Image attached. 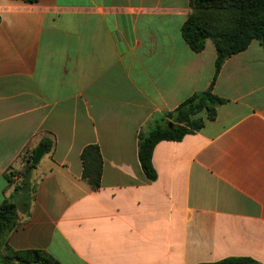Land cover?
Segmentation results:
<instances>
[{"label": "crops", "instance_id": "obj_1", "mask_svg": "<svg viewBox=\"0 0 264 264\" xmlns=\"http://www.w3.org/2000/svg\"><path fill=\"white\" fill-rule=\"evenodd\" d=\"M188 13V0H0V203L22 153L52 143L28 209L15 199L13 249L43 250L59 264H264L257 41L221 66L215 119L155 145L154 181L138 161V134L213 79V45L195 53L181 36ZM87 145L102 158L96 191L82 180Z\"/></svg>", "mask_w": 264, "mask_h": 264}, {"label": "trees", "instance_id": "obj_2", "mask_svg": "<svg viewBox=\"0 0 264 264\" xmlns=\"http://www.w3.org/2000/svg\"><path fill=\"white\" fill-rule=\"evenodd\" d=\"M35 3L38 0H21ZM188 17L181 27V36L189 48L199 53L209 41L216 58L214 76L209 87L194 93L172 112L166 113L167 122L157 125L147 133L138 134V161L149 181L155 180L151 163L153 149L160 141H181L186 135L198 132L205 121H213L216 109L224 99L212 93L214 80L221 66L230 56L245 50L257 41L264 50V0H188ZM204 113L205 120L200 117ZM171 123L172 127L168 128ZM45 153L52 147L51 141L41 140L39 146ZM35 149L28 156L22 153L23 167L19 172L5 174L7 188L11 192L0 203V264H59L43 250H15L6 241V236L18 225V205L15 199L28 209L27 201L34 198L36 166L31 164ZM82 180L90 190L96 191L101 184L102 158L97 145H87L80 153ZM213 264H258L246 257H231Z\"/></svg>", "mask_w": 264, "mask_h": 264}, {"label": "water", "instance_id": "obj_3", "mask_svg": "<svg viewBox=\"0 0 264 264\" xmlns=\"http://www.w3.org/2000/svg\"><path fill=\"white\" fill-rule=\"evenodd\" d=\"M172 127V124L169 123L168 124V128H171ZM45 154V147L44 146H38L37 149L35 150V153H34V156H33V159L31 161V164L33 166H38L39 163H40V160L42 159V157L44 156Z\"/></svg>", "mask_w": 264, "mask_h": 264}, {"label": "built area", "instance_id": "obj_4", "mask_svg": "<svg viewBox=\"0 0 264 264\" xmlns=\"http://www.w3.org/2000/svg\"><path fill=\"white\" fill-rule=\"evenodd\" d=\"M25 152H26L25 155L28 156L30 150H25Z\"/></svg>", "mask_w": 264, "mask_h": 264}]
</instances>
